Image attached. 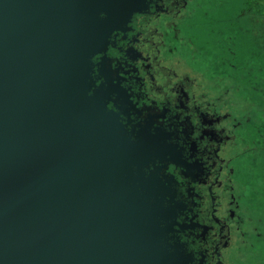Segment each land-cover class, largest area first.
Segmentation results:
<instances>
[{
  "label": "water",
  "instance_id": "95a60500",
  "mask_svg": "<svg viewBox=\"0 0 264 264\" xmlns=\"http://www.w3.org/2000/svg\"><path fill=\"white\" fill-rule=\"evenodd\" d=\"M141 10L0 0V264H187L174 146L107 107L110 38Z\"/></svg>",
  "mask_w": 264,
  "mask_h": 264
},
{
  "label": "flooded vegetation",
  "instance_id": "af4514ba",
  "mask_svg": "<svg viewBox=\"0 0 264 264\" xmlns=\"http://www.w3.org/2000/svg\"><path fill=\"white\" fill-rule=\"evenodd\" d=\"M138 4L105 53L110 107L126 122L152 123L174 146L178 229L190 250L205 246L198 264H241L233 249L264 244V75L244 55L249 0Z\"/></svg>",
  "mask_w": 264,
  "mask_h": 264
},
{
  "label": "rangeland",
  "instance_id": "374dc122",
  "mask_svg": "<svg viewBox=\"0 0 264 264\" xmlns=\"http://www.w3.org/2000/svg\"><path fill=\"white\" fill-rule=\"evenodd\" d=\"M261 4H264V0H249L248 43L243 50L245 57H247L246 61H252L256 65L259 60L260 72L264 75V10L257 7V5ZM259 55L261 56L260 58H258ZM226 83L228 87L232 88L230 81L226 80ZM227 98L231 99L234 104H247L249 101V99L246 100L241 96L235 95H229Z\"/></svg>",
  "mask_w": 264,
  "mask_h": 264
},
{
  "label": "clouds",
  "instance_id": "9594fccd",
  "mask_svg": "<svg viewBox=\"0 0 264 264\" xmlns=\"http://www.w3.org/2000/svg\"><path fill=\"white\" fill-rule=\"evenodd\" d=\"M257 7L264 10V4L257 5ZM133 14L131 15V17L133 16ZM100 15H101V18H104L106 16V13H101ZM114 37L116 39H118L117 32H114L112 37H111V39L113 41H114ZM96 58H97V55L92 57V61L94 64H98V63H96ZM96 75H98V73L94 71L93 72V78L94 79H95ZM89 94L91 95V93H89ZM111 103L112 102L108 103V105H107L108 109H110L109 106ZM122 120H124L126 123L125 119L122 118ZM133 139H135V137H133ZM246 230L249 233H251V226H248ZM252 235H254V234H252ZM170 236H171V234H170ZM177 239L180 242H182V244L185 246L187 253H189L191 255V264H198L199 258L202 255H204L203 250H204L205 246L197 245L190 250L188 245L182 239V234L176 230L175 235L172 236L169 243H174L175 240H177ZM211 248H212V245H209L208 246L209 255H211ZM232 251H233V259L240 261L241 264H264V244H258L256 249H252V248L248 247L247 245H244V247L239 252H237L235 249H233ZM213 264H214V257H213Z\"/></svg>",
  "mask_w": 264,
  "mask_h": 264
},
{
  "label": "snow or ice",
  "instance_id": "6c2138e0",
  "mask_svg": "<svg viewBox=\"0 0 264 264\" xmlns=\"http://www.w3.org/2000/svg\"><path fill=\"white\" fill-rule=\"evenodd\" d=\"M110 107V106H109Z\"/></svg>",
  "mask_w": 264,
  "mask_h": 264
}]
</instances>
